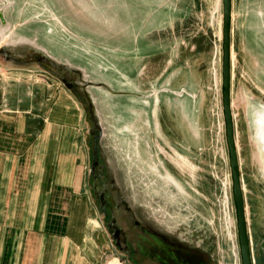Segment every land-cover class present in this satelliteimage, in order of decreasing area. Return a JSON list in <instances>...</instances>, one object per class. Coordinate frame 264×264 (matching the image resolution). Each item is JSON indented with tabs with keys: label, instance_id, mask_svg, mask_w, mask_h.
Here are the masks:
<instances>
[{
	"label": "rangeland",
	"instance_id": "1",
	"mask_svg": "<svg viewBox=\"0 0 264 264\" xmlns=\"http://www.w3.org/2000/svg\"><path fill=\"white\" fill-rule=\"evenodd\" d=\"M66 8L81 14L86 9V17H66ZM222 14V0H0V73L29 84L48 78L43 71L68 73L82 87L88 191L98 214L89 169L90 130H101L99 123L115 181L136 218L170 241L167 247L155 244L150 249L148 237L140 232L147 241L136 260L118 251L111 254L127 264H180L189 254L218 264L220 244L229 254L228 264L233 263L230 243L219 228L224 211L230 212L229 230L235 220L221 109ZM95 22L123 26L118 29L123 42L117 46L136 45L137 34L151 40L149 47L123 59L117 54L122 50L104 46L109 44L103 37L107 32H94ZM131 28L135 34L128 33ZM82 38L104 48L81 50L76 46ZM232 40V107L248 221L255 264H264V0H234ZM18 41L48 49L58 62L82 70L84 80L106 81L112 89L134 95L118 96L94 87L85 93L77 72L17 64L13 58L27 61L35 53ZM164 170L180 180L188 197L178 195L172 181L159 177ZM127 173H134L135 189L127 185ZM113 248L116 251L114 244Z\"/></svg>",
	"mask_w": 264,
	"mask_h": 264
},
{
	"label": "crops",
	"instance_id": "2",
	"mask_svg": "<svg viewBox=\"0 0 264 264\" xmlns=\"http://www.w3.org/2000/svg\"><path fill=\"white\" fill-rule=\"evenodd\" d=\"M85 11L66 8V17H86ZM93 26L94 32H107L103 37L109 44L104 46L122 50L117 54L123 59L135 57L141 53L136 50L151 41L136 34V45L117 46L123 42L118 38L123 26L102 27L96 22ZM66 29L73 31L67 25ZM128 33L135 34L132 28ZM88 46L104 48L83 38L76 47ZM41 73L49 77L31 84L0 73V264H104L106 254L116 251L88 191L81 99L68 82ZM193 101L198 105V100ZM146 158L151 161V155ZM161 172L165 175L159 177L172 181L178 195L188 197L179 179ZM127 178V185L135 189L134 173H127ZM180 260V264L213 263L208 258L192 259L190 254Z\"/></svg>",
	"mask_w": 264,
	"mask_h": 264
},
{
	"label": "flooded vegetation",
	"instance_id": "3",
	"mask_svg": "<svg viewBox=\"0 0 264 264\" xmlns=\"http://www.w3.org/2000/svg\"><path fill=\"white\" fill-rule=\"evenodd\" d=\"M26 59L27 61L17 59L15 63L23 66H31L36 63L44 67L47 65L52 66L51 62L44 60V58L37 53L28 55ZM53 74L63 78L69 84H72L76 92L81 95V85L77 83V81H73L68 73L60 76L59 73L53 71ZM90 132L91 160L89 175L91 179V188L95 202L99 208L101 219L108 234L111 236L116 252L118 251L119 254L123 257L125 256L129 260H136L144 247H146L147 241L139 237L141 234L140 232H144L148 237V243L151 245L148 248L151 249L155 244H159L163 247L166 246L165 244L170 241L163 233L156 231L150 226L144 225L136 218L131 204L115 181V166L106 155V150L102 144L103 138H98L96 149L93 148V145L96 143L94 141V136H97L101 130H94V128H91ZM94 155H97V163L95 166H93ZM95 182H97V184ZM194 252L198 253V250ZM172 253L174 255L176 254L174 250Z\"/></svg>",
	"mask_w": 264,
	"mask_h": 264
},
{
	"label": "water",
	"instance_id": "4",
	"mask_svg": "<svg viewBox=\"0 0 264 264\" xmlns=\"http://www.w3.org/2000/svg\"><path fill=\"white\" fill-rule=\"evenodd\" d=\"M233 10H234V0H222V73H221V102H222V115L224 122V135L225 143L227 148L228 155V164L230 169V178H231V193L232 201L235 210V219H236V228H237V238L239 245V253L241 264H255L254 252L252 247V239L250 235L246 197L244 191V183L242 177V169L239 158L238 143L236 137V125L232 107V70H233ZM54 15V14H53ZM2 22L4 25L7 24L3 14L1 15ZM26 42V44L24 43ZM20 45L27 46V49L34 50L35 53L41 54L44 60L50 61L53 66L62 67L67 71L77 72L82 80V85L84 92L86 93L87 87L94 88H104L113 95H123V92H117L113 90L106 82H93L84 80L81 78L83 75L82 70L78 68H72L70 64H65L58 62L55 57L51 56L43 48L34 46L32 42L27 41H18ZM17 51L23 52L20 50L22 48H16ZM26 50V49H25ZM17 58V57H16ZM16 58H13L15 61ZM88 101L90 102V111L94 115V104L91 101L89 94H86ZM101 129V132L94 136V141L96 142L93 145V148L96 149L98 138H102L103 130L101 125L97 124ZM98 126L96 128H98ZM97 155H94L93 166L96 165ZM97 184V182H95ZM96 187V186H95Z\"/></svg>",
	"mask_w": 264,
	"mask_h": 264
},
{
	"label": "built area",
	"instance_id": "5",
	"mask_svg": "<svg viewBox=\"0 0 264 264\" xmlns=\"http://www.w3.org/2000/svg\"><path fill=\"white\" fill-rule=\"evenodd\" d=\"M221 105H222V102H221ZM230 180H231V178H230ZM224 208H223V211H224ZM234 212H235V210H234ZM229 214H230L229 210H226V211L223 212V217H221L220 221H219V228L221 230V235L225 238V240L228 243H230L229 252H230V254L232 255V258H233V263L232 264H241L240 253H239V245H238V238H237L236 219L234 220V228L229 230V228H231L230 226H227L228 223H229V220H230L229 218L231 217ZM219 253H220V256H219L218 264H228L227 259L229 258V254H228V252H226L221 247V244H220V247H219ZM104 264H127V263L123 259L118 257V256H114V255H111V254H106L105 260H104Z\"/></svg>",
	"mask_w": 264,
	"mask_h": 264
},
{
	"label": "bare ground",
	"instance_id": "6",
	"mask_svg": "<svg viewBox=\"0 0 264 264\" xmlns=\"http://www.w3.org/2000/svg\"><path fill=\"white\" fill-rule=\"evenodd\" d=\"M220 28H221V27H220ZM220 35H221V33H220ZM233 56H234V55H232V58H234ZM233 60H234V59H233ZM215 74H216V73H215ZM217 84H218V83H217ZM232 224L234 225V221H233V223H232Z\"/></svg>",
	"mask_w": 264,
	"mask_h": 264
}]
</instances>
